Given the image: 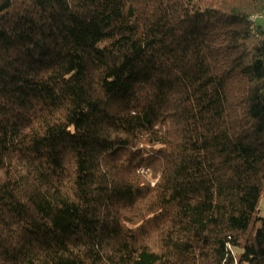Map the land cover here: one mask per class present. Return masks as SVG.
<instances>
[{"label": "trees", "instance_id": "obj_1", "mask_svg": "<svg viewBox=\"0 0 264 264\" xmlns=\"http://www.w3.org/2000/svg\"><path fill=\"white\" fill-rule=\"evenodd\" d=\"M262 12L0 0V264H264Z\"/></svg>", "mask_w": 264, "mask_h": 264}, {"label": "rangeland", "instance_id": "obj_2", "mask_svg": "<svg viewBox=\"0 0 264 264\" xmlns=\"http://www.w3.org/2000/svg\"><path fill=\"white\" fill-rule=\"evenodd\" d=\"M257 25L260 26L261 30L263 31L264 36V23L260 20H257ZM137 174H139L141 177L146 178V180L151 184V186H154L157 180L152 177L151 172L148 168H140L137 169ZM259 215H264V196L261 199V202L258 206Z\"/></svg>", "mask_w": 264, "mask_h": 264}, {"label": "built area", "instance_id": "obj_3", "mask_svg": "<svg viewBox=\"0 0 264 264\" xmlns=\"http://www.w3.org/2000/svg\"><path fill=\"white\" fill-rule=\"evenodd\" d=\"M253 20L257 21V20H260L264 23V12L256 15L255 17H253Z\"/></svg>", "mask_w": 264, "mask_h": 264}]
</instances>
